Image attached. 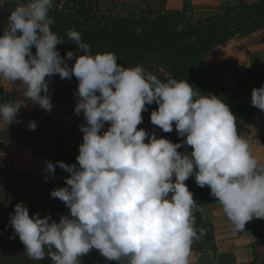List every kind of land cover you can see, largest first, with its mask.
Listing matches in <instances>:
<instances>
[{
    "label": "clouds",
    "instance_id": "clouds-1",
    "mask_svg": "<svg viewBox=\"0 0 264 264\" xmlns=\"http://www.w3.org/2000/svg\"><path fill=\"white\" fill-rule=\"evenodd\" d=\"M6 2L0 0V8ZM52 7L53 0L18 2L0 35V84L22 81L24 97L50 112L46 77L75 76V113L86 120L79 167L46 162L49 174L57 164L70 173L66 186L51 192L69 215L59 222L51 215L30 217L23 203L10 214L25 254L33 260L50 257L53 264H82L81 257L96 249L120 264H189L193 243L206 234L197 229L201 209L185 184L193 175L198 186L210 188L234 231H243L253 218L264 219V163L238 134L228 104L202 95L187 80L162 81L142 65L125 68L112 52L93 55L74 29L66 35L84 54L70 66L75 52L62 57L58 51L65 42L52 28ZM153 103L158 109L151 112V123L165 133L175 124L185 138L181 143L138 129L142 112ZM251 103L264 111V86L252 90ZM22 107L27 104L20 99L0 102V122L19 123ZM28 127L35 130L37 123Z\"/></svg>",
    "mask_w": 264,
    "mask_h": 264
},
{
    "label": "rangeland",
    "instance_id": "rangeland-1",
    "mask_svg": "<svg viewBox=\"0 0 264 264\" xmlns=\"http://www.w3.org/2000/svg\"><path fill=\"white\" fill-rule=\"evenodd\" d=\"M246 1L254 2L256 0ZM74 2L77 1L53 0L51 12L58 11L60 14H67V11H71L70 8L74 7ZM233 2L235 0H87L86 6L91 7L89 16L94 18V22H100V27L104 28L107 24L106 20L115 17L126 18L130 15L141 14V12L148 13L149 11L182 12L185 22L190 19L191 15H194L195 18L217 13L223 15L228 7L227 4ZM184 24L181 23L182 26ZM252 36L253 33L238 35L209 50L197 73L198 75L195 77L194 87L202 95H216L228 104L236 116L237 127L242 131V137L249 141L253 154L258 156L260 161L264 163V125L256 124L251 109V106H253L251 103L252 90L264 86V84L257 81L259 78L256 75H264V70H247L235 74L233 73L234 70L227 66L230 62V52L234 49V44H238L240 39ZM251 39L254 41L255 37ZM117 63L125 68L142 65L162 81L170 78L169 70L157 59L145 63L128 64L126 60L118 58ZM70 80V84H67V82H49V94L53 104L50 112L25 97L24 103L27 104V107H22L17 114V120L19 121L17 128H25L23 133L16 128V131L9 134L7 133V125L0 122V264H28L24 244L20 241L19 236L15 234L14 228L8 227L6 221H4L7 210L11 211L16 204L23 203L28 206L29 213L34 210H38L40 214L51 211V214L58 216L67 215L70 212L63 201L51 196L54 189L66 186L65 179L70 176V173L59 168L55 169L54 175L45 171L46 162L48 161L53 164L56 160V162L63 161L68 165L70 162L78 165L76 158L79 155V146L83 142V132L80 129L81 125L86 126V120L83 113L79 115L75 113V107L78 103V97L75 93L78 92L79 81L75 76ZM0 87L2 88L0 102H4L3 96H10L8 102L20 99L13 92L5 89L3 84H0ZM147 109V111L142 112L144 119L142 124L138 125V129H145L149 135L154 132L157 138H167L173 143H181L185 139L178 135L175 124L172 132L165 133L158 126L151 123V112L157 110L158 105L153 103L148 105ZM31 121L37 123L35 130H32L33 136L31 139L34 146L26 142L29 139L28 125ZM109 127L110 123H106L104 131ZM20 143L31 148L25 150L23 156L19 150L22 147H19ZM47 143L52 148H58V158L54 154L55 151H49L48 153L45 150ZM15 145L18 147H15ZM178 151L183 153L185 148L182 147ZM188 151L191 152L190 146ZM20 160L26 161L25 167L30 168L29 172L17 169V167L23 166L19 163ZM27 161H29V164ZM46 176L48 177L47 180L45 179ZM2 208L5 210L3 211ZM206 219L205 222L208 224L209 219ZM263 220L253 218L252 222L249 221L246 224V227L255 226L258 228L257 234L260 239L264 238L263 233L260 234L259 230V223ZM3 225L6 226L8 232H5ZM254 231L256 232L255 228ZM208 232L206 231L200 241L197 240L193 243L189 264H240L234 255L228 256L225 260L222 256L217 257L211 235ZM9 236L10 238L7 239ZM13 236L15 238H12ZM259 252L256 253V256L259 255L262 262H259L258 258H251L250 264H263L264 255L261 254V251ZM244 259L246 258L240 259V261L243 262Z\"/></svg>",
    "mask_w": 264,
    "mask_h": 264
},
{
    "label": "trees",
    "instance_id": "trees-1",
    "mask_svg": "<svg viewBox=\"0 0 264 264\" xmlns=\"http://www.w3.org/2000/svg\"><path fill=\"white\" fill-rule=\"evenodd\" d=\"M73 1L77 2L73 3L74 7H71V11H67V14H60L58 11H50L49 13L55 21L52 25L53 30L64 38L65 43L57 45L61 56L66 57L68 51L75 52V57L67 61L70 66L74 65L78 56L84 54L66 35L69 30L74 29L79 31L82 40L90 45L93 55L112 52L118 58L126 60L128 64L145 63L152 59H157L169 70V79L187 80L193 86L195 77L198 75L197 73L209 50L238 35L252 34L264 25V0H256L254 2L235 0V2L227 4L228 7L223 15L217 13L200 18H195L194 15H191L186 22L182 12L165 10L161 12H141V14L137 13L126 18L115 17L114 19L106 20L107 24L104 28L100 27V22H94V18L89 16L91 7L86 6L87 0ZM18 2H22V0H7L5 7L0 8V35H3V29L7 24L10 9L14 8ZM182 22L185 23L183 26L181 25ZM32 51L35 54L36 48L34 46ZM46 80L49 82L54 81L55 83L67 82V84H70L71 81L67 78L61 79L59 74L46 77ZM1 92L2 88L0 87V94ZM3 97L5 99L4 102L10 101V96ZM251 107L252 116H255V106ZM17 125L18 123L16 122L8 125L7 133L12 134L13 131H16ZM19 130L23 133L25 128L21 127ZM237 130L238 134L242 136V131L238 127ZM29 133V139L26 142L34 146V142L31 139L33 136L32 130L29 129ZM21 146L25 147V144L20 143L19 147ZM15 147L18 146L15 145ZM67 149L69 150L70 148ZM36 150L39 151L37 148ZM45 150L48 153L49 151H55L54 154L58 158V148H52L47 143ZM72 163L70 162L69 165H72ZM57 168L61 169L58 164L56 165ZM185 184L193 193V198L201 209L200 212L196 213L197 229L204 228L209 231L208 233H210L212 238L211 241L214 244L212 229L208 227L204 218L205 207L210 204L212 198L210 189L208 186L203 188L198 186L195 175L186 180ZM14 209L6 211L7 216L4 221H6L5 223H7L8 227L11 226L10 214L14 213ZM2 210L4 211L5 209L2 208ZM36 213H39L38 210H34L29 215L31 217ZM39 215L41 218L51 215L52 219L57 222L62 216H54L51 211L39 213ZM3 228L5 232H8L6 226L4 227L3 225ZM251 228L254 230L255 226H251ZM9 238L10 236L7 237V239ZM213 248L216 252L215 245H213ZM81 260L82 264H120L119 261H106L96 249L81 257ZM26 262L28 264H53L50 257H46L44 260H33L28 257Z\"/></svg>",
    "mask_w": 264,
    "mask_h": 264
},
{
    "label": "crops",
    "instance_id": "crops-1",
    "mask_svg": "<svg viewBox=\"0 0 264 264\" xmlns=\"http://www.w3.org/2000/svg\"><path fill=\"white\" fill-rule=\"evenodd\" d=\"M252 37H255L254 41L251 39ZM252 37L240 39L238 44H234V49L230 52L231 58L227 66L233 69V73L235 74L241 73V71L246 72L247 70H264V25L254 32ZM256 77L259 78L257 81L264 84V75L260 76L258 74ZM255 119L257 125H264V111L257 107L255 109ZM30 149L28 147H21L19 150L23 156L25 150ZM27 162L29 164V161ZM19 163L23 164V166L17 167V169L20 171H30V168L25 167V160H20ZM204 212V218L209 219L207 225L212 229L217 257L222 256L225 260L228 256L234 255L240 264H250L251 258H258L259 262H262L259 258L260 256H256V253H260L259 251L264 255V238H259L257 234L258 228L255 227V232L253 228L246 227L245 225L243 231H234L231 221L223 212L217 198L213 196L210 204L205 207ZM259 230L260 234L263 233L264 236V220L259 223ZM243 258L246 259L241 262L240 259Z\"/></svg>",
    "mask_w": 264,
    "mask_h": 264
},
{
    "label": "water",
    "instance_id": "water-1",
    "mask_svg": "<svg viewBox=\"0 0 264 264\" xmlns=\"http://www.w3.org/2000/svg\"><path fill=\"white\" fill-rule=\"evenodd\" d=\"M5 89L13 92L17 97H19L21 100L25 102V97L23 95V92L26 90L23 87V82L22 81H16L14 84H7L3 85Z\"/></svg>",
    "mask_w": 264,
    "mask_h": 264
}]
</instances>
